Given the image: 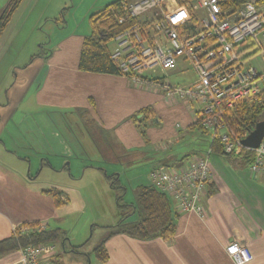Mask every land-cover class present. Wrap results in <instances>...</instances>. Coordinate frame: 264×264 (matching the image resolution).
Returning a JSON list of instances; mask_svg holds the SVG:
<instances>
[{"label":"crops","instance_id":"obj_1","mask_svg":"<svg viewBox=\"0 0 264 264\" xmlns=\"http://www.w3.org/2000/svg\"><path fill=\"white\" fill-rule=\"evenodd\" d=\"M86 35L88 32L67 34L47 51L34 55L32 62L37 60L40 68L28 87L32 107L43 111L42 116L31 112L0 116V239L15 229L35 226L58 228L65 233L64 243L71 244L65 227L70 216L85 212L86 185L98 196L99 188L109 192L105 174H117L123 195L130 186L132 196L127 203L132 205L136 189L150 185L148 173L153 166L182 164L204 154L198 150L203 137L195 130L197 104L169 100L162 90L145 83V79L165 76L172 83L178 77L182 83L175 84H189L195 77L188 63L180 61L175 69L158 74L149 72L153 68L144 69L137 73L139 82L125 75L80 71L79 53ZM262 37L261 47L264 31ZM146 107L149 112L139 113ZM35 122L44 125H30ZM95 132L99 137L104 134L118 152L102 155L94 141ZM42 133L56 139L39 142L45 138ZM86 139L96 150V159H86L92 154L87 153ZM211 167L213 187L203 200V215L178 212L171 204L176 231L170 239L141 240L123 233L108 236L118 221L106 226L110 228L103 237L108 236L106 260L90 255L93 248L81 251L85 238L70 249L80 256L75 264H234L225 251L234 241L253 254L247 264H264V198L260 206L253 198L236 194ZM135 168L139 170L128 177L126 172ZM45 171L56 177H42ZM257 178L264 182V173ZM262 189L263 196L264 183ZM53 193L61 204L55 203ZM94 227L83 223L81 235L93 232ZM0 264H23L19 250L1 256Z\"/></svg>","mask_w":264,"mask_h":264},{"label":"built area","instance_id":"obj_2","mask_svg":"<svg viewBox=\"0 0 264 264\" xmlns=\"http://www.w3.org/2000/svg\"><path fill=\"white\" fill-rule=\"evenodd\" d=\"M118 19L135 22L117 34L110 55L125 75L140 81L137 73L158 67L175 69L187 62L194 80L186 85L170 82L165 76L145 79L163 91L165 97L185 104H197L195 121L209 135L203 155L182 164H156L148 173L150 185L164 193L178 212L204 213L203 200L213 182L209 161L210 144L218 140L226 154L251 150L248 171L251 177L264 173V138L256 148H244L240 136L228 125L230 112L241 101L264 102V67L249 63L257 52L264 64L258 38L264 31V4L246 0L233 10L221 0H122ZM42 227H34L38 229ZM27 230V229H25ZM234 264L253 260L250 249L237 241L225 247ZM23 264H52L55 245L44 243L19 249ZM51 260V261H50Z\"/></svg>","mask_w":264,"mask_h":264},{"label":"rangeland","instance_id":"obj_3","mask_svg":"<svg viewBox=\"0 0 264 264\" xmlns=\"http://www.w3.org/2000/svg\"><path fill=\"white\" fill-rule=\"evenodd\" d=\"M8 1L0 0V8H4ZM112 1L114 0H22L20 2L0 35V116H18L29 112L39 117L43 115V111L32 107L31 91L28 87L29 83L34 82L35 74L40 68L37 60L32 62L34 55L40 51H47L58 39L67 34L74 32L78 34L88 32L89 34L91 31L90 16ZM258 38L263 40L262 35H259ZM113 46L112 42L109 43L111 49ZM261 50H264V41ZM248 61L259 69L264 67L259 52ZM152 70L153 72L149 71L152 74L160 73L158 67H154ZM191 74L192 72H190ZM172 81L182 83L178 77H173ZM21 101L22 104L20 105ZM42 124L44 125L42 122H35L30 125L35 127V125L41 126ZM195 130L197 134L203 137V141H200L202 146L197 148L203 152L209 147V135L197 126ZM42 135H45V138H39V142L46 139L49 141L53 138L56 139L48 133H42ZM95 135L97 138L94 141L102 155L108 157L113 150L118 152L116 145L103 136L104 134L100 133L99 137L97 136L98 133L95 132ZM204 137H206V142H204ZM86 144L87 153L88 150L92 151V154L86 155V159H88L87 157L96 159L98 154L88 139H86ZM240 157H242V150L238 153H230L228 156L210 153L208 158L223 184L240 196L247 195L253 198L261 206L262 198H264V195L262 196L264 182L260 180L261 178L254 179L251 177L248 171L249 164L242 165ZM138 170L139 168H135L134 171H127L126 173L130 177L131 173ZM45 175L47 178L56 177L49 171L43 172L42 177ZM127 185L128 183H126ZM127 188L128 192L123 195V203L125 204H128L127 202L132 196L130 186L128 185ZM83 193L86 196L85 202L87 204L85 212H79L69 217V224L65 228L68 231L66 236L71 239V244L67 241L62 246L60 240L54 244L57 254L52 259L54 264H75V260H79L80 256L72 254L70 249L75 244L82 243L85 238H87L84 244L85 248L81 251L94 249L108 233L110 228L106 226L116 224L120 219V211L115 200L116 195L111 188H109V192L105 191L104 193L99 188L97 196L94 195L95 189L88 184L84 187ZM130 210L131 208H127V212ZM134 217L135 214H131L128 219L131 220ZM83 223H88V226L89 224L92 226L93 223L96 229L93 232L89 231L88 234L86 232L83 237L80 231V226ZM90 255H94L93 251Z\"/></svg>","mask_w":264,"mask_h":264},{"label":"trees","instance_id":"obj_4","mask_svg":"<svg viewBox=\"0 0 264 264\" xmlns=\"http://www.w3.org/2000/svg\"><path fill=\"white\" fill-rule=\"evenodd\" d=\"M22 0H9L4 8H0V35L5 28L10 16L18 7ZM122 0H114L108 3L99 11L90 16L91 31L83 37L78 69L85 72L107 73L121 75L116 63L110 55L111 48L109 43L113 38L130 27L135 20L127 18L123 22L118 19L123 15L120 7ZM180 4L186 3V0H177ZM246 0H221L225 8L238 9ZM257 3L264 4V0H257ZM146 107L139 113L149 112ZM133 118H136L133 115ZM264 118V102L259 103L255 100H244L239 102L230 112L228 125L240 138H243L255 125V123ZM198 128V124H196ZM201 129V128H200ZM203 131V130H202ZM204 132V131H203ZM242 165L251 162V150L241 149ZM210 153L225 156L226 154L218 140L210 144ZM110 188L115 192L116 204L120 211L119 223L114 226V233H123L127 236L147 240L159 237L163 240L170 239L175 234V225L173 223L171 203L167 196L154 188L152 185L139 186L134 195L132 205L123 203L124 187L121 186L117 179V174L106 175ZM213 183L208 185L207 194L211 193ZM56 204H61L56 193H53ZM127 208H131L127 212ZM135 214L134 219L129 220V216ZM35 226L27 230L15 229V231L6 238L0 239V257L11 251L19 250L30 245H39L44 243L55 244L57 241L64 243L65 233L60 229H46ZM105 237L93 249V254L101 261L106 260ZM52 264H54L52 262Z\"/></svg>","mask_w":264,"mask_h":264},{"label":"water","instance_id":"obj_5","mask_svg":"<svg viewBox=\"0 0 264 264\" xmlns=\"http://www.w3.org/2000/svg\"><path fill=\"white\" fill-rule=\"evenodd\" d=\"M264 138V118L257 121L254 127L240 139V144L244 148H256Z\"/></svg>","mask_w":264,"mask_h":264}]
</instances>
